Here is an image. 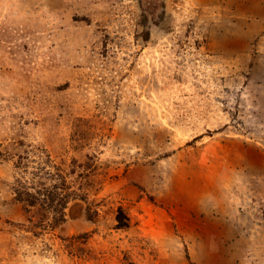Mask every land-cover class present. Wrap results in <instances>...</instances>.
<instances>
[{
	"label": "rangeland",
	"instance_id": "1",
	"mask_svg": "<svg viewBox=\"0 0 264 264\" xmlns=\"http://www.w3.org/2000/svg\"><path fill=\"white\" fill-rule=\"evenodd\" d=\"M0 264H264V0H0Z\"/></svg>",
	"mask_w": 264,
	"mask_h": 264
},
{
	"label": "trees",
	"instance_id": "2",
	"mask_svg": "<svg viewBox=\"0 0 264 264\" xmlns=\"http://www.w3.org/2000/svg\"><path fill=\"white\" fill-rule=\"evenodd\" d=\"M15 191L17 199L24 205L36 208L41 207L45 211L54 212V220L52 222L54 226H58L67 220L66 210L71 200L84 199V196H73L66 186L59 187L53 182L48 183L46 181L34 182L30 188L21 182V186H18ZM117 221L119 227L129 226V218L122 207L119 208Z\"/></svg>",
	"mask_w": 264,
	"mask_h": 264
},
{
	"label": "water",
	"instance_id": "3",
	"mask_svg": "<svg viewBox=\"0 0 264 264\" xmlns=\"http://www.w3.org/2000/svg\"><path fill=\"white\" fill-rule=\"evenodd\" d=\"M77 208L78 209V203L77 202H74L73 204H71L70 206L68 205L67 207V215L70 217V218H74V216L76 215L77 213V210L74 212V209Z\"/></svg>",
	"mask_w": 264,
	"mask_h": 264
},
{
	"label": "bare ground",
	"instance_id": "4",
	"mask_svg": "<svg viewBox=\"0 0 264 264\" xmlns=\"http://www.w3.org/2000/svg\"><path fill=\"white\" fill-rule=\"evenodd\" d=\"M75 212V211H74Z\"/></svg>",
	"mask_w": 264,
	"mask_h": 264
}]
</instances>
